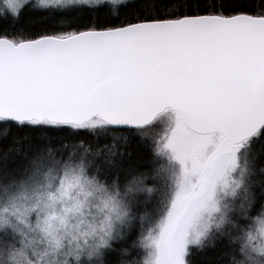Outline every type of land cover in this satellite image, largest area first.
<instances>
[{
	"label": "snow or ice",
	"instance_id": "snow-or-ice-1",
	"mask_svg": "<svg viewBox=\"0 0 264 264\" xmlns=\"http://www.w3.org/2000/svg\"><path fill=\"white\" fill-rule=\"evenodd\" d=\"M209 250L264 264V0H0V264Z\"/></svg>",
	"mask_w": 264,
	"mask_h": 264
},
{
	"label": "trees",
	"instance_id": "trees-1",
	"mask_svg": "<svg viewBox=\"0 0 264 264\" xmlns=\"http://www.w3.org/2000/svg\"><path fill=\"white\" fill-rule=\"evenodd\" d=\"M47 22V18L35 17V18H26L21 21L24 27H26L31 33H37L44 30L45 24ZM27 132H15L13 133V137L15 139H19L22 141L21 148H26L29 142L25 137L27 136ZM128 149H130L132 153V159L137 160L139 156L143 155L145 150L141 149L137 142L132 141L128 145ZM22 159V151L13 154L8 159V165L10 167L18 164ZM215 254L209 250L205 252H197L194 251L192 256L190 257V264H214Z\"/></svg>",
	"mask_w": 264,
	"mask_h": 264
},
{
	"label": "rangeland",
	"instance_id": "rangeland-1",
	"mask_svg": "<svg viewBox=\"0 0 264 264\" xmlns=\"http://www.w3.org/2000/svg\"><path fill=\"white\" fill-rule=\"evenodd\" d=\"M128 151L131 152L130 149H128Z\"/></svg>",
	"mask_w": 264,
	"mask_h": 264
}]
</instances>
